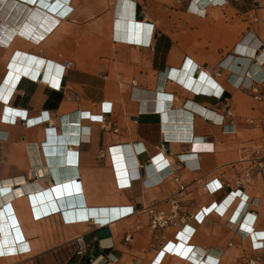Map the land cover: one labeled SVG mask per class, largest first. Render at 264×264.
Masks as SVG:
<instances>
[{"label": "crops", "instance_id": "crops-1", "mask_svg": "<svg viewBox=\"0 0 264 264\" xmlns=\"http://www.w3.org/2000/svg\"><path fill=\"white\" fill-rule=\"evenodd\" d=\"M16 1L58 21L0 41V264L264 260V0Z\"/></svg>", "mask_w": 264, "mask_h": 264}, {"label": "bare ground", "instance_id": "bare-ground-1", "mask_svg": "<svg viewBox=\"0 0 264 264\" xmlns=\"http://www.w3.org/2000/svg\"><path fill=\"white\" fill-rule=\"evenodd\" d=\"M30 1H32V0H30ZM33 12H35V13L33 14ZM39 15L45 16L46 19H44L42 22V20L39 19ZM57 21L58 20L55 16H52V15L48 14L47 12L40 10L37 7L28 6L26 4L17 2L16 0H0V41L2 39L8 41V40H10V38L15 36L16 33L22 34L24 36H30L34 40H38L43 35L42 31L39 28H41L43 30H49V28L51 26H53V24ZM248 37H249V40L255 41L253 37L252 38H250V36H248ZM27 58H29V57L27 56L25 58V60L22 64V68L26 64ZM30 60H31V58H30ZM30 60H28V61H30ZM10 64H12V65L10 66V69H9L7 76L10 79V81L11 80L14 81L16 76H19V73H15V59L13 61H11ZM28 67H27V70L29 69ZM3 88H5V89L7 88V90H8L10 87L4 86ZM1 92H3V90H1L0 93ZM67 125H68V123H67ZM59 140L61 142L60 148L62 150H64V153H67V150L65 147L68 144V142L69 141L70 142L76 141L73 138H71V139L66 138L65 140H64V138H61ZM52 147H53L52 144H48L45 147V151H46L47 156H48V153L52 152L51 151ZM72 156H73V153L69 152L68 153V159H64L63 164L61 166L57 165V163L54 161V159H52V157H47V163H44L42 166L35 165V167L37 168V171H38V175L41 176L44 174H50L51 173L53 176H65L64 169L68 170V169L72 168V166H71L72 165Z\"/></svg>", "mask_w": 264, "mask_h": 264}, {"label": "built area", "instance_id": "built-area-1", "mask_svg": "<svg viewBox=\"0 0 264 264\" xmlns=\"http://www.w3.org/2000/svg\"><path fill=\"white\" fill-rule=\"evenodd\" d=\"M225 3V0H208L207 3L201 7V8H196V11L199 13L204 14L205 13V7L208 5L211 6H220ZM70 62L67 61L65 63V67L70 66ZM261 81L256 82L255 84H260ZM251 92L253 94V98L259 102L264 104V92L258 90L256 87L251 88ZM225 115L231 116V112L229 110V107L226 108ZM221 124L223 122V117H221ZM260 128L262 129V132L264 134V114L262 118L260 119ZM179 187V192L184 190V186L182 184H178ZM178 196L175 193L171 199H170V213L165 215L163 212H157L153 208H147V212L150 215V227L154 230L156 229H161L166 227L168 224H170L173 220L178 218V213H179V202H178ZM181 218V217H180ZM246 264H264L263 256L261 255H253L250 257Z\"/></svg>", "mask_w": 264, "mask_h": 264}]
</instances>
